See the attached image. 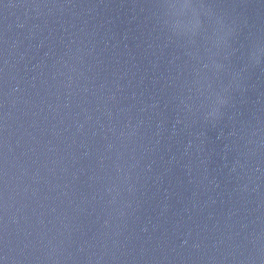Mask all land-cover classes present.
<instances>
[{"label":"water","instance_id":"95a60500","mask_svg":"<svg viewBox=\"0 0 264 264\" xmlns=\"http://www.w3.org/2000/svg\"><path fill=\"white\" fill-rule=\"evenodd\" d=\"M0 264H264V0H0Z\"/></svg>","mask_w":264,"mask_h":264},{"label":"clouds","instance_id":"9594fccd","mask_svg":"<svg viewBox=\"0 0 264 264\" xmlns=\"http://www.w3.org/2000/svg\"><path fill=\"white\" fill-rule=\"evenodd\" d=\"M185 6H187V5H185Z\"/></svg>","mask_w":264,"mask_h":264}]
</instances>
